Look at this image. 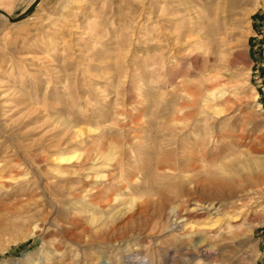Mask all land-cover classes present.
I'll use <instances>...</instances> for the list:
<instances>
[{"label":"rangeland","instance_id":"obj_1","mask_svg":"<svg viewBox=\"0 0 264 264\" xmlns=\"http://www.w3.org/2000/svg\"><path fill=\"white\" fill-rule=\"evenodd\" d=\"M35 1L0 0V264H264V0ZM225 183L249 217L192 251L168 211Z\"/></svg>","mask_w":264,"mask_h":264},{"label":"bare ground","instance_id":"obj_2","mask_svg":"<svg viewBox=\"0 0 264 264\" xmlns=\"http://www.w3.org/2000/svg\"><path fill=\"white\" fill-rule=\"evenodd\" d=\"M5 14L8 15L7 13ZM182 38L183 34H179L178 40L181 41ZM216 86H218V84H216ZM215 93L216 91H212V94ZM209 97L211 98L214 96L210 94ZM192 185L193 190L190 191V194H194L200 187L199 183L196 184L194 181ZM202 190L204 193H207L208 187L206 184L202 185ZM216 193H219L221 202L206 198H201L196 201L185 200L180 202V200V204L171 207L167 214V220L171 230L180 231L182 237L186 238L188 240L187 242L192 245V251L197 253L199 246L205 243H214L215 246H212L211 249L215 250L217 255H220L223 245L219 246V244L228 241V235L237 228L239 223H244L245 219L249 217V215H247L245 218L244 208L239 207L240 203L236 204L238 201L236 198L239 197L240 193L235 184H222L216 188ZM223 232H225V234H223ZM221 235L224 237L223 240L218 239ZM250 238L251 236H249L246 241L240 242V245L250 242ZM188 259L196 264H214L211 258L206 257L204 260L202 256L193 252L188 253Z\"/></svg>","mask_w":264,"mask_h":264},{"label":"water","instance_id":"obj_3","mask_svg":"<svg viewBox=\"0 0 264 264\" xmlns=\"http://www.w3.org/2000/svg\"><path fill=\"white\" fill-rule=\"evenodd\" d=\"M39 1L40 0H36L26 11H25V13L22 15V16H20L19 18H17L16 20L18 21V20H21L22 18H24L26 15H28V14H30L35 8H36V6L38 5V3H39ZM0 14H3V15H5V16H7L5 13H3L1 10H0ZM10 20L11 21H15V19H12V18H10Z\"/></svg>","mask_w":264,"mask_h":264}]
</instances>
